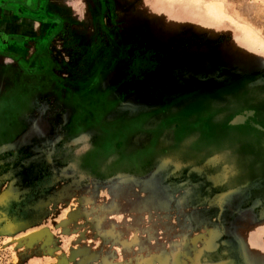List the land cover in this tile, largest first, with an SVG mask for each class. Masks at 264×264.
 <instances>
[{
	"label": "rangeland",
	"instance_id": "374dc122",
	"mask_svg": "<svg viewBox=\"0 0 264 264\" xmlns=\"http://www.w3.org/2000/svg\"><path fill=\"white\" fill-rule=\"evenodd\" d=\"M100 7L91 4L85 10L90 17L80 22V36L63 37L68 50L77 52L75 75L88 83L82 85L81 99L92 75L97 80L103 77L97 89L112 85L114 97L125 96V111L132 107L134 114L144 110L152 111L151 116L164 104L179 109L186 101L176 104L177 99L186 92H213L244 78L253 81L249 88L241 84L240 94L264 86V0H109ZM89 45L93 54L79 49L88 50ZM95 60L118 63L96 74L90 65ZM81 61H90V68ZM131 77L140 83L126 85L125 79ZM93 92L85 98L98 99V91ZM26 98L22 95L8 106L2 98L0 104L17 116L27 112ZM101 98L102 115L108 116L114 110L109 111L110 102L104 109ZM223 107L233 117L234 106ZM213 113L198 97L169 119L182 128L175 133L164 132L163 126L147 128L150 140L139 150L126 146L139 134L137 122L144 120L124 127L116 116L104 120L96 115L91 134L97 147L90 152L91 134L34 128L30 139L25 131L41 119L9 117L20 126L12 138L0 136V264H236L238 256L241 264H264V240L228 239L235 234L232 227L238 216L228 210L234 203L244 205L250 194H264V181L242 182L224 158L209 161L204 181L185 176L180 156L192 154L202 136L212 147L209 151L234 147L233 133L224 130L225 123L211 121ZM230 118L225 122L236 126L228 122ZM184 125L188 140L181 142ZM157 144L155 164L140 173L131 171L134 162L129 160L138 154L154 157L151 148ZM58 151L62 152L56 157ZM145 151L149 152L140 154ZM88 155L94 156L90 163L83 160ZM198 156L188 165L199 174L203 156ZM219 164L222 169L215 174L212 170ZM218 188L225 190V198L224 194L211 198V190ZM257 198L250 212L260 223L264 212L256 207L264 205V197ZM258 234L264 239V231ZM220 250L224 260H212Z\"/></svg>",
	"mask_w": 264,
	"mask_h": 264
},
{
	"label": "crops",
	"instance_id": "0c3cea01",
	"mask_svg": "<svg viewBox=\"0 0 264 264\" xmlns=\"http://www.w3.org/2000/svg\"><path fill=\"white\" fill-rule=\"evenodd\" d=\"M91 4H93V0H0V100L5 98L7 101L5 105L8 106L10 102H14L20 96H27L25 103L27 112L21 115L31 118L37 116L41 119V123H37L39 120L33 122L25 131L26 134H30V139L34 128H41L44 133L52 132L48 117L53 116L54 122L59 125L60 118L65 115L64 106L69 110L79 111L81 115H88L92 106L93 109H96V103L91 106L90 99L81 104L82 102L79 100L75 102V97H73L72 102L66 104L64 96L67 84L64 81V74L59 72L66 63L65 52L69 51L64 48L65 45L63 46L61 41L63 42L64 36L77 37L81 35L80 22L86 21L90 17L85 10ZM67 25L69 28H66ZM60 78H63L64 82ZM68 84L74 90L75 82L71 84L68 82ZM122 104L117 110L120 114L126 113L128 119L132 115L144 113L142 110L134 114L133 108L127 106L125 109L128 110L125 111ZM5 105L0 104V111H2L0 116H2L1 113L7 116L14 115L4 108ZM50 105L56 107L57 114L51 111ZM115 115L110 114L107 117H115ZM202 120H207V117ZM141 141L144 143L141 144ZM148 141V135L139 133L135 139L132 138L130 142H127L126 148L139 150L145 148L144 145ZM80 146L83 147V144ZM140 156L138 154V157ZM215 158L233 160L229 152L215 153L211 158L205 160L209 162ZM201 163L203 164V161ZM188 164L185 161V166H189ZM228 211L238 214L233 222L232 229L235 234L232 240H264L261 234H258L264 231V220L257 223L251 216L250 210L234 207ZM203 229L202 226L201 229L198 228L201 232ZM244 229L249 230V233ZM253 229L255 230L253 231Z\"/></svg>",
	"mask_w": 264,
	"mask_h": 264
},
{
	"label": "flooded vegetation",
	"instance_id": "af4514ba",
	"mask_svg": "<svg viewBox=\"0 0 264 264\" xmlns=\"http://www.w3.org/2000/svg\"><path fill=\"white\" fill-rule=\"evenodd\" d=\"M108 3H109V0H93V5H98V8L100 7V5H108ZM102 10H103V8H102ZM61 43H63L62 44L63 46L66 44L65 42H61ZM64 48L66 49L67 47L64 46ZM93 48L94 47L92 45L91 46L89 45L88 50H86L87 48H85V47H80L79 49H82L84 51H91V50H94ZM96 50L97 51H95V54H96V52H103L102 50L105 51V48L100 49V50L96 49ZM71 53H72V56H71ZM76 53H77L76 50L73 49V51H72V49H70L69 53H67L68 54L67 56L69 57V59L65 60L66 63L64 64V68H61L59 70V72H61V74L67 75L64 79L65 84L68 85V86L66 85L64 100H65L66 104H70L72 102L71 99L73 97H75V102H78L77 100H79L80 102H82L81 104H84V102H86V100L90 99L91 106L94 103H96L97 106H96V109H93V106L90 107V109H89L90 111L89 112L87 111L88 115H81L79 111H77V112L75 110L72 111V110H69V108H67V107L65 108V106H64L65 115L63 118H60L61 123L59 125L56 122H54L53 116L48 117V119L51 122L50 125H51L53 132L57 128V129H59L58 131H60V133H64L66 131H67V133H71V132H73V130H76V131H79L80 134H89L90 135L91 132L95 131V129H96V125L94 123V120L92 121V118H95L96 115H99L100 117L104 118V120H105L106 117H104V116H107L106 113L104 115H102L103 108L101 106V104H102V98L101 97H104L106 100L104 102V109L106 107L107 102H110L111 104L108 106L109 111L114 110V112H112L111 114H116L115 115L116 118H114V119H116L118 122L120 120H122V122H124V124H125L124 127H126V124L136 123L137 120H144L141 123L137 122V124H138L137 126H139L137 129V132H139V133H144L150 137L152 132L151 133L147 132V128L149 129V128H152V127L154 128V127H158V126H160V127L163 126L164 132H172L173 131L175 133V131H178V129L182 128V125H179L177 123H172L173 121H170L169 119H172V117H177L179 112L182 109L184 110L193 101H197L198 97H201V102L203 104H207L212 109V111H214L211 121L213 120V118H215V121L219 122L218 124L225 123L227 127H225L224 130L226 132L233 133L234 147L229 149V150L215 149L214 151H209V150H211L212 147L210 145H208V141H204L205 138L203 139V136H202V141H201L200 146H197L196 148H194L192 151V154L186 153V154H183L182 156H180L186 162H189V160H192L193 158H198L199 157L198 155L203 156V157H200V160L198 162V165L200 167V171H199L200 173L199 174L197 172H193L191 169L192 168L191 166L184 167L186 178L191 179L194 176V178H196L195 181L206 180L207 173H206L205 169H207L208 166L210 167L211 164H209V162L206 161L209 158H207L206 160H205V158L208 157V155L211 158V156H213L215 153L229 152L232 154L233 160L226 158V159L231 161V163H228V164H232L234 166V167H232V170L234 168L235 174H237L238 176L241 177L242 182H245L246 184H250L249 182L264 181V86L257 87L258 90H256V89L251 90L250 89L249 92L240 94L239 90H240V88H243L240 85L245 82L244 87L247 86L249 88L250 83L253 81V79L250 78L249 80H251V81L248 82L247 81L248 79L244 78L245 80L242 79L238 83L237 82L230 83L227 86H223V87L219 88V90L218 89L214 90L213 92H206L205 93V92H203L204 90H202L201 92H196L195 94L192 93V91L186 92V93L182 94V96H180L177 99L179 101L176 102V104L179 102L181 103V101H186V103L183 106H181L179 109H178V107L174 106L175 104H172L170 107H169V105L167 106L164 104L165 106L162 105L160 107L158 106L159 108L156 107V109H155L156 113H154L155 115L151 116L150 113L152 111H148V112L144 111V113H140V114H138L136 116H132L131 118L128 119L126 113L120 114L119 111L117 110L118 107L123 103V100H125L124 95L114 97L113 94H114L115 90H114L112 85H108L103 89H102V87H100V89L98 88L99 90L97 89V87L100 86L99 84H101V82H99V80L103 81L102 80L103 77L97 80V77L95 75H92L88 79L91 83V86H89L86 93L90 94L91 92L96 93L93 91H98L99 98L96 99L94 96H93L94 98H90V96L88 98H85V96H87V94H85L84 99L83 98L81 99V95L83 93V92H81V89H83L82 85L85 88V86L88 83H87V81L85 82L84 80H81L80 77H77L75 75V71L73 68L76 65L74 63L75 58H77L75 55ZM93 53H94L93 51L90 52V54H93ZM89 56H90V58H94V59L96 57V55L95 56L89 55ZM81 59H84V58L81 57ZM90 61H92V60H90ZM90 61H88V63L84 62V61H81V62H84L82 64L86 68L87 67L90 68V65H92L91 66L92 69L93 70L95 69L93 72L96 74H98V70H99V74H103L101 72V70L104 69V73H105L108 68L112 67V65H115V62L118 63V61L111 62L112 60L110 61V63L107 61H105L103 63V60L101 62L95 60L96 62H94L93 64H90ZM140 62L141 61H139V63ZM88 64H90V65H88ZM142 64H144V62H142ZM80 68H82V67H80ZM60 80L63 81V78H60ZM136 80L138 83H140L139 79L135 78V77H131V79L126 78L124 82H126L125 83L126 85H135ZM129 81H130V83H129ZM241 81H243V82L241 83ZM68 82L70 84L72 82H75L74 90L71 89ZM124 82H123V84H124ZM127 90H128L127 92L131 91V89H127ZM127 92H125V93L127 94ZM218 102H220V103H218ZM97 103H100V104H97ZM245 103H248V105H246ZM225 104H230V105L234 106L231 108L235 109L236 112L233 115V117H232V115H230L231 118L228 119V122L230 123L232 120V122L234 124H236V126H230L228 123L225 122V120L228 117H230V116H228L229 115V112L227 111L228 109H224V110L220 109V108H224L223 106ZM237 104H239L240 106H237ZM175 107H176V111L173 112V109ZM50 108H52L51 111L54 114L58 113L56 111V107H53L52 105H50ZM86 108H87V106H86ZM157 110H158V112H157ZM215 110L218 111V114H216V115H214L216 112ZM225 110L228 112V115H227V113H225ZM109 111H108V113H109ZM1 114H3V113H1ZM17 115H19L18 112H17ZM67 115H70V116L68 117ZM144 115L147 116V118H148L147 120L142 119ZM3 116H5L4 117L5 119H3V118L1 119V116H0V124H1L0 125V130H1L0 136H5L4 140H6V137H7L6 135H10L11 137H8V138H12V136L16 133L17 128H19L20 124H18V121H17V123L12 124L8 120L9 117H17L15 114L11 115V116H7L4 114ZM19 116H24V115L20 114ZM66 116L68 117V119L66 121H64ZM189 117L190 116H188V118ZM156 120L158 122L155 123L154 125H151V123H153ZM173 120H175V119H173ZM176 120L178 121V119H176ZM167 121H168V124H167ZM105 123H106V121H105ZM133 125H135V124H133ZM183 127L185 128V125ZM1 128H4V129H1ZM187 132L188 131L185 128L184 135H181L182 138L184 137L183 139L181 138V142H183L182 140L187 139V137H188ZM90 137L91 138H90V141H88V145H91L90 147H92V149H89V152L91 150H96L95 148L97 147L96 146L97 145L96 137L94 138L93 134H91ZM71 138H72V136H69L68 140H70ZM171 143L173 144L172 141L168 142L167 144L171 145ZM1 144L2 143H0V145ZM157 146H160V144L159 145L157 144L155 147L151 148V149H153L152 155H154V157L146 158V157L140 156L136 159L134 158V160H132V159L129 160V161L134 162L131 165V171L134 170L133 172L137 171L136 173H140L141 168L153 166L155 164V160H157V158H158L157 155L155 154L157 151L156 152L154 151V149H159ZM162 147H164V146H162ZM168 147H170V150L173 149L172 145L168 146ZM178 148H183V147L178 146ZM59 152H62V151L56 152V157H57V154ZM147 152H149V151H145L143 153H147ZM171 154H173V153H171ZM142 155L144 156V154H142ZM93 157L94 156L88 155L83 160L87 163H90ZM182 158H180V159H182ZM126 160H128V159H126ZM201 161H203V164L201 163ZM202 166H204V168H201ZM169 168L173 169V167H171V166ZM230 168H231V166H230ZM221 169H222V166H220V164H219L218 167L216 166V168L212 171H214L215 174H218L217 171L220 172ZM142 174H144V172ZM211 192L214 193V194L210 195L211 198L216 196V195H219V194H224L223 197L224 198L226 197L225 190H222L221 188L212 189ZM257 197H264V194L260 193V194H257V196L254 194H252V195L250 194L248 196L249 199H246L245 201L243 200L245 202L244 205L241 206V204L237 205L234 203L232 205L233 207H231V208L235 207V208L250 210L251 209L250 206H252L253 201L258 202L259 198H257ZM246 198H247V196H246ZM233 201H234V199H233ZM261 207H262V209H261ZM261 207H256V209L260 213L264 212V205H262ZM257 210L254 212H257ZM228 239L232 240L230 238H228ZM221 240H227V238L222 237ZM223 255H224V253L222 252V250H220V251H217L214 254H212L211 258H212V260L220 261V260H224ZM233 256L235 257V255H233ZM240 262H241V260L238 256V260H237L236 264H241Z\"/></svg>",
	"mask_w": 264,
	"mask_h": 264
}]
</instances>
